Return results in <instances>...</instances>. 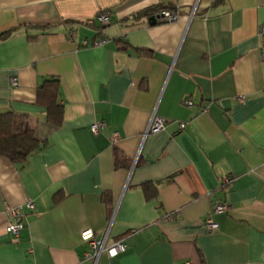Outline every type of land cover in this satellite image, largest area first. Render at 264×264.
<instances>
[{
    "label": "crops",
    "instance_id": "obj_1",
    "mask_svg": "<svg viewBox=\"0 0 264 264\" xmlns=\"http://www.w3.org/2000/svg\"><path fill=\"white\" fill-rule=\"evenodd\" d=\"M161 5L177 18L135 17ZM263 22L264 0H0V113L44 143L24 164L0 156V264H264ZM47 78L58 125L36 101ZM153 113L165 127L144 135ZM84 230L126 248L87 258Z\"/></svg>",
    "mask_w": 264,
    "mask_h": 264
},
{
    "label": "trees",
    "instance_id": "obj_2",
    "mask_svg": "<svg viewBox=\"0 0 264 264\" xmlns=\"http://www.w3.org/2000/svg\"><path fill=\"white\" fill-rule=\"evenodd\" d=\"M222 0H214L217 3ZM163 10L174 11L171 6H154L143 10L136 14L138 16H152ZM100 13H107L106 10ZM109 23V22H108ZM12 30L0 33V39H4L10 35ZM58 96V80L56 78H47L37 89L36 101L42 104L47 111V119L55 124H60L62 120V107L57 102ZM26 115L8 110L0 113V156L8 158L10 161L24 164L28 156L35 151L41 149L44 143L39 142L34 136V130L26 124ZM116 165L120 163L118 154L115 153ZM148 184L144 183L143 188L146 196L150 197L153 190H147Z\"/></svg>",
    "mask_w": 264,
    "mask_h": 264
},
{
    "label": "built area",
    "instance_id": "obj_3",
    "mask_svg": "<svg viewBox=\"0 0 264 264\" xmlns=\"http://www.w3.org/2000/svg\"><path fill=\"white\" fill-rule=\"evenodd\" d=\"M153 18L155 19V21H159V22H170L177 18V14L173 11L163 10L155 14ZM97 19L101 23H108L110 21L109 16L105 13H99L97 15ZM258 35L261 39V45H260L261 47L259 50V56H260V59L264 61V22L259 25ZM105 42H106V39H100L99 41H96L95 44H103ZM10 83L13 87H16L18 84L17 78L15 77L12 78ZM243 99L244 98L242 96L239 97V101H243ZM184 103L186 104V106L193 105V102L190 99L184 100ZM165 124H166V120L163 117L158 116L155 113H153L151 115L147 128L144 131V135L159 132L165 127ZM105 126L106 124L103 121H96L90 125V131L93 134H96L100 130H102ZM179 127L183 128L184 123H180ZM117 137H118V133L113 132L111 134L110 140L112 142H115ZM230 181H231V178L229 176H224L221 179L222 185L228 184L230 183ZM25 206L28 209H33V202L31 200H28L25 203ZM227 208L228 207L224 205L223 203H216L213 206L212 213H210L205 219V223L209 229H215L217 227V223L214 222L211 214L224 212L225 210H227ZM6 213L8 214L10 218H13V220H8L6 227H5V232L10 234L13 238H17L21 230L24 228V223L21 219L22 218V208L20 206L7 207ZM107 236H108V231H106L102 235L101 238H96L94 233L91 230H84L81 233L80 237L82 241L87 242L88 247H89V250L86 251L84 254L85 257L93 258L95 261H97L100 253L103 251H105L110 257H113L117 255L118 253L125 250L126 248L125 238H120L119 240L113 242L111 245L106 246ZM186 264H191V262H186Z\"/></svg>",
    "mask_w": 264,
    "mask_h": 264
},
{
    "label": "water",
    "instance_id": "obj_4",
    "mask_svg": "<svg viewBox=\"0 0 264 264\" xmlns=\"http://www.w3.org/2000/svg\"><path fill=\"white\" fill-rule=\"evenodd\" d=\"M150 21H151V23H154L155 19L154 18H150Z\"/></svg>",
    "mask_w": 264,
    "mask_h": 264
}]
</instances>
